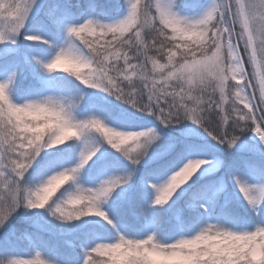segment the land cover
<instances>
[{
	"label": "snow or ice",
	"instance_id": "snow-or-ice-1",
	"mask_svg": "<svg viewBox=\"0 0 264 264\" xmlns=\"http://www.w3.org/2000/svg\"><path fill=\"white\" fill-rule=\"evenodd\" d=\"M22 208L79 264H258L264 0H0V228Z\"/></svg>",
	"mask_w": 264,
	"mask_h": 264
},
{
	"label": "trees",
	"instance_id": "trees-1",
	"mask_svg": "<svg viewBox=\"0 0 264 264\" xmlns=\"http://www.w3.org/2000/svg\"><path fill=\"white\" fill-rule=\"evenodd\" d=\"M20 2L23 3L25 0H20ZM67 2L72 4L75 9L76 5H85L87 0H67ZM193 2L206 8L211 0H193ZM65 67L70 66L62 64L55 70L56 74L74 80L75 77L63 71ZM248 70L251 71L250 68ZM76 83H79V81H76ZM244 139L247 140L249 137ZM130 143L132 142L124 145V147L129 148ZM108 147L110 151L115 152V149ZM223 175L224 171L221 170L209 179H216ZM65 187H67V184L57 189L50 197L49 203L55 200ZM180 207L187 214L188 210L183 203ZM241 213L243 214V210H241ZM245 219L249 220L248 226L251 227L252 223L249 217L245 216ZM76 236L75 232H72L67 226H62L59 221L54 220L51 216L45 215L34 218L22 208L0 228V260L31 259L36 253H40L41 257L49 264H79L83 256V245L77 240Z\"/></svg>",
	"mask_w": 264,
	"mask_h": 264
},
{
	"label": "clouds",
	"instance_id": "clouds-1",
	"mask_svg": "<svg viewBox=\"0 0 264 264\" xmlns=\"http://www.w3.org/2000/svg\"><path fill=\"white\" fill-rule=\"evenodd\" d=\"M206 35H207L206 32H192V33L180 32L179 33L180 38L186 42L187 47L191 48L193 45H196L199 47L202 53H205L207 55H215L217 56V58H219L220 53L218 50H216L213 53L206 52V49L211 47L210 43L207 41ZM218 72H219V69L210 66L208 70L206 71V73L204 74V79L211 80L213 78H216ZM88 207L89 205H85L83 208L73 209V211L74 212L85 211ZM225 239H228L229 242L234 245L243 246V243H245V241H242L238 238L229 239L226 237ZM253 257L254 259L257 260L258 264L260 261L264 260V247L255 249L253 251ZM31 259L33 261H37V257L35 255ZM12 260H0V264H11ZM39 260L43 261L44 264H49V262L44 260L41 256L39 257Z\"/></svg>",
	"mask_w": 264,
	"mask_h": 264
},
{
	"label": "rangeland",
	"instance_id": "rangeland-1",
	"mask_svg": "<svg viewBox=\"0 0 264 264\" xmlns=\"http://www.w3.org/2000/svg\"><path fill=\"white\" fill-rule=\"evenodd\" d=\"M242 50V49H241ZM81 87H83V85H81ZM17 99L16 95L14 94L13 95V100L15 101ZM248 140V139H247ZM134 146V142L130 143V149ZM117 155H120V154H117ZM247 182L251 183L252 181L251 180H248Z\"/></svg>",
	"mask_w": 264,
	"mask_h": 264
}]
</instances>
